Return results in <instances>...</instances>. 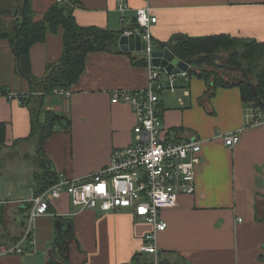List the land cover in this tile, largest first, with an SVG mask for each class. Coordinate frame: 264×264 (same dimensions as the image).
Segmentation results:
<instances>
[{
	"label": "crops",
	"instance_id": "obj_1",
	"mask_svg": "<svg viewBox=\"0 0 264 264\" xmlns=\"http://www.w3.org/2000/svg\"><path fill=\"white\" fill-rule=\"evenodd\" d=\"M67 1L71 0L63 3ZM72 1L71 14L79 27L114 34L130 27L135 10L146 4L126 0L129 8L122 14L117 0ZM30 3L34 21L53 5L63 4ZM148 5L157 18L151 26L156 45L176 35H226L264 43V0H148ZM16 9L2 14V26L9 31L18 17ZM117 49L120 52L87 53L84 71L65 89L66 97L55 94V88L44 92L43 84H37L62 57L61 29L48 32L42 43L31 47L33 83L18 76L9 43L0 39V123L5 125L0 174L7 180L0 178V264H264V110L245 105L237 86L217 87L210 95L205 81L194 74L177 77L176 90L160 95L161 138L199 139L202 145L195 193L179 196L174 207L160 211L167 228L156 233V257L139 253L152 229L131 209L109 213L74 209L66 193L50 203L47 215L36 219L34 254L8 252L23 233L36 194L33 175L41 171L43 160L56 174L79 178L103 169L113 149L133 142L132 108L111 99L115 91L145 87L148 72L140 63L143 54L136 50L135 40L133 50L122 51L118 41ZM8 93L19 94L24 101L8 100ZM38 101L42 112L70 123L67 130L55 127L42 143V154L34 139H28L30 109ZM232 132H238L239 142L228 147L222 137ZM31 146L34 154L26 173L4 171L3 154L26 160Z\"/></svg>",
	"mask_w": 264,
	"mask_h": 264
},
{
	"label": "built area",
	"instance_id": "obj_2",
	"mask_svg": "<svg viewBox=\"0 0 264 264\" xmlns=\"http://www.w3.org/2000/svg\"><path fill=\"white\" fill-rule=\"evenodd\" d=\"M135 10L134 23L119 35L139 36L144 42L142 50L144 65L148 72L147 84L138 90H118L111 103H124L132 108L135 125L134 140L124 148L113 149L108 165L96 173L79 178H67L57 174V179L46 191L30 201L23 233L18 243L8 252L34 254L33 227L37 218L49 213L50 203L66 193L74 207L97 210L102 213L131 209L133 216L151 226L144 237L139 253L157 256L156 233L165 231L167 223L160 211L172 208L182 195H193L196 190L195 172L200 164L202 142L199 139L168 141L160 136V95L163 91H175L177 77L188 73H168L155 66L152 53L155 43L151 26L157 22L148 5ZM64 0H56L63 3ZM117 10L124 14L129 8L126 0L116 1ZM124 21V18H121ZM118 38V39H119ZM55 94L68 97L69 92L59 88ZM8 100H18L21 95L6 94ZM255 111V108H251ZM224 145L233 147L239 142L238 132L222 137Z\"/></svg>",
	"mask_w": 264,
	"mask_h": 264
},
{
	"label": "trees",
	"instance_id": "obj_3",
	"mask_svg": "<svg viewBox=\"0 0 264 264\" xmlns=\"http://www.w3.org/2000/svg\"><path fill=\"white\" fill-rule=\"evenodd\" d=\"M31 0H24L16 9L17 19L11 31L2 26V14L9 13L0 1V39L7 40L11 52L16 61V72L21 77L35 82L31 77L30 49L33 45L42 43L48 32H63V54L58 64L51 65L47 69L43 84L44 92L67 87L76 83L84 71V60L87 53L98 50H116L119 33H110L97 28H82L77 25L72 17L71 10L74 5L67 1L61 5H53L40 21H34L31 9ZM7 10V11H5ZM154 42V41H153ZM155 43V42H154ZM240 48V51H235ZM158 51L170 50L181 61H192L204 56H216L224 59V64L233 71L243 70L248 79L256 88L258 98L264 102V43L254 40L235 39L226 35L190 38L176 35L169 41L155 44ZM220 53H227V58ZM144 64V60L140 61ZM216 71L215 69H210ZM207 68H190L188 75H196L203 79L207 85V93L213 94L217 87L227 88L237 86L241 92V100L249 108L261 109L253 98L250 87L240 78L234 77L232 82H225L227 75L220 74L211 78L206 72ZM228 78V77H227ZM20 102L24 101L20 97ZM30 109V135L29 140L34 139L38 153L42 154L43 141L52 135L56 126L67 130L70 123L67 119L59 117L52 112H42L40 102ZM44 117L41 120V117ZM5 140V125L0 123V145ZM43 160V159H42ZM41 171L34 173L35 196L42 194L57 179V174L51 165L43 160ZM258 217V215H257ZM72 231V230H71Z\"/></svg>",
	"mask_w": 264,
	"mask_h": 264
},
{
	"label": "water",
	"instance_id": "obj_4",
	"mask_svg": "<svg viewBox=\"0 0 264 264\" xmlns=\"http://www.w3.org/2000/svg\"><path fill=\"white\" fill-rule=\"evenodd\" d=\"M134 40L136 41V50L142 51L144 49V42L140 39L139 36H121L118 39V46L122 51H127L128 49L133 50ZM153 63L155 66H160L165 68L168 73L171 74H179L180 72L188 71L189 68L193 69H200V68H207V69H215L217 71H225L231 70L229 69L224 63L220 64L222 59L216 56H204L192 61H181L176 58L173 53L166 49L163 51L155 50L153 53ZM221 60V61H220ZM241 72V78L239 81H244L250 87L251 94L255 101L257 102L258 106L264 110V102L258 98L256 88L254 84L250 82L246 73L243 70H239ZM50 264V262H49Z\"/></svg>",
	"mask_w": 264,
	"mask_h": 264
},
{
	"label": "rangeland",
	"instance_id": "obj_5",
	"mask_svg": "<svg viewBox=\"0 0 264 264\" xmlns=\"http://www.w3.org/2000/svg\"><path fill=\"white\" fill-rule=\"evenodd\" d=\"M2 4L4 5V7L7 8V10H15V8H18L22 5L24 0H14L13 2H11V0H1ZM38 14V13H37ZM235 51H240V48H236ZM222 56H224L225 58H227V53H220ZM221 61V60H220ZM224 59H222L221 62H218L220 64L224 63ZM209 71H207L206 73L208 75L211 76V78H214L216 75L220 76V74H224L227 75V77L224 78L225 82H232L233 78H241V72L240 71H233V70H225V71H221L219 70L218 74L216 71L210 70V68L208 69ZM19 76V75H18ZM21 77V76H20ZM232 79V80H229ZM34 151L32 149H29L28 153H27V159L24 160V158H19L17 155H13V154H3L4 156V160L2 161V168H4V171L6 172H11V173H15V176L17 175V173L24 174L27 172V170H29L31 168V162L29 161L31 159V157L33 156ZM10 160V161H9ZM1 164V161H0ZM8 168V169H7ZM9 170V171H8ZM4 174H0V178H2L5 182L7 180H5V177L3 176ZM73 207V206H72ZM74 209H78L76 207H73Z\"/></svg>",
	"mask_w": 264,
	"mask_h": 264
}]
</instances>
